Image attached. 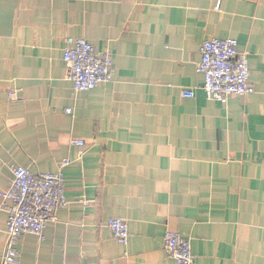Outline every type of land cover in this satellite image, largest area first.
I'll list each match as a JSON object with an SVG mask.
<instances>
[{"label": "crops", "instance_id": "0c3cea01", "mask_svg": "<svg viewBox=\"0 0 264 264\" xmlns=\"http://www.w3.org/2000/svg\"><path fill=\"white\" fill-rule=\"evenodd\" d=\"M67 38L111 53L113 81L76 92ZM210 39L238 42L255 94L207 98ZM65 160L68 205L20 240L22 264H177L169 232L194 264H264V0H0V193L14 168L57 174ZM110 219L126 220L128 245Z\"/></svg>", "mask_w": 264, "mask_h": 264}, {"label": "built area", "instance_id": "2783aa9c", "mask_svg": "<svg viewBox=\"0 0 264 264\" xmlns=\"http://www.w3.org/2000/svg\"><path fill=\"white\" fill-rule=\"evenodd\" d=\"M198 71L204 76L202 87L210 100L224 102L230 97H248L256 93L251 82L249 59L238 52L234 39H210L200 49ZM63 61L67 65V79L76 92L87 93L100 85L113 81V56L100 53L82 38L65 39ZM184 98H193L186 91ZM71 114L72 109H67ZM83 153L84 141L74 142ZM69 160L59 165L57 174H33L23 167L13 169L10 187L0 193L1 210L8 215L7 243L0 264H22L20 240L27 235L43 238L47 224L57 219V213L67 207L63 170ZM108 228L113 237L123 245L130 240L129 225L123 219H110ZM164 248L177 264H194L192 245L178 232H169Z\"/></svg>", "mask_w": 264, "mask_h": 264}]
</instances>
